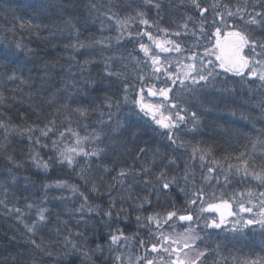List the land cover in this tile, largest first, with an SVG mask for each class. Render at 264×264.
I'll use <instances>...</instances> for the list:
<instances>
[{
    "label": "trees",
    "instance_id": "16d2710c",
    "mask_svg": "<svg viewBox=\"0 0 264 264\" xmlns=\"http://www.w3.org/2000/svg\"><path fill=\"white\" fill-rule=\"evenodd\" d=\"M159 1L161 5L156 18L161 20L162 27L167 22L171 24L166 28L176 25L180 30L182 16L193 12L190 0ZM210 1L217 0H200V3L210 7ZM219 2L223 10L224 5L230 9L245 5V0ZM247 4V12L243 15L253 10V0H247ZM135 8H140L139 12L144 14L151 13L146 3L140 0H0V94L3 96L0 121L12 128H27L34 124L40 128L46 124L54 127L47 137H41L39 144L29 141L27 134L22 136L15 131L6 133L0 127V264H74L73 261L81 260L84 256L81 251L72 249V243L88 252L92 261L100 260L94 264L104 263L102 251H93L100 245L99 241L93 239L95 234L99 235L98 231L101 234L100 222L83 223V220L75 219L76 209H79L75 207L80 205L66 200L58 190L46 187V184H56L61 178L66 180L69 174H74L79 166L78 161L72 164L71 172H68L70 166L66 163L50 162L49 168L44 169L37 167L31 159L36 153L43 160L57 157L60 147L54 148L52 142L61 132L70 129L94 134L103 130L100 143L94 145L106 151L100 157H90L91 161L86 164L87 179L96 183L99 191L103 190L94 196L99 205L94 206L95 212L99 210V213H104L109 209V201L102 195L109 191V186H113L110 197L114 198L116 206L111 209V218L116 220L115 223L123 217L130 220L126 212L131 210L132 205L144 203L145 195L142 193H146L150 184L145 186L142 173L131 174L136 180L130 182L131 191L139 193L131 197L130 191L126 197L128 200H125L126 191L119 188L113 177H117L122 167L139 169L148 166L146 162L154 154L160 165H154L157 171H160L161 157L164 162L170 156L176 157V164L168 169V175L169 178L175 175L183 190L188 184L183 182L182 177L187 166L188 179L194 183L190 186L191 190L199 188V191L205 192L206 184L210 183L211 191L215 190L211 195L214 201L234 205L240 190L251 188L253 191H246L245 194L255 199L254 204L264 205V196L261 195L264 184L251 174L246 176L243 171V161H247L249 173L264 171V132L260 131L264 129V92L250 97L252 103L243 92H239L237 100L232 102L222 100L219 94L210 90L192 91L180 96L177 98L180 101L178 108L187 109L189 122L183 135L174 138L177 141L175 144L157 125L149 124L148 118L137 114V110H123L118 106L123 95H127L125 85L136 84L138 76L136 68L126 62V55H129L126 52H131L130 46L134 40L121 36V27L110 17L118 14L123 19L121 16L126 18L128 13L134 17L137 13L134 12ZM261 10L264 9L255 7V11ZM203 30L200 32L208 35L209 25L203 26ZM248 30L254 35H264L259 29ZM101 40L103 43H98ZM77 41L87 47H65ZM108 57H111L109 71L123 75H106L104 68ZM85 59L92 62L81 71ZM13 72L18 78L8 80ZM88 80L94 83H86ZM73 81L78 87H73ZM53 97L55 101L49 103ZM106 97L110 99L106 100ZM65 104L67 108L63 107ZM109 104L112 106L109 107ZM77 107L87 108V114L81 116L75 112ZM111 111L114 116L109 113ZM192 112L197 114L198 122L193 121ZM117 113L121 116H116ZM52 120L55 121L54 126L49 124ZM118 122L122 127L113 132ZM160 134L165 138H159ZM33 135L39 136L40 133L37 130ZM180 142H183V147L179 146ZM140 148L148 151L137 156ZM156 149L160 150L159 153H156ZM193 149H196L195 153ZM202 153L203 160L200 159ZM8 156H12L17 164L9 161ZM104 166H107V171ZM211 175L208 181H203ZM80 180L83 179L80 177ZM137 182H141L145 188ZM167 192L172 201L168 204L175 205V201L176 212L190 209L187 203L180 204L177 188L171 185ZM138 195L142 196L139 200ZM197 200L191 204L192 208L200 203ZM41 208L47 210V219L43 222H39L37 216ZM144 208L149 211L147 206ZM120 211L126 214L117 216L116 213ZM33 221L38 224L33 232H29ZM257 226H250L243 233L241 230L236 234L223 232L225 234H221V238L214 240L217 243L213 249L211 245V251L206 253L204 264H251L253 260L264 264V226ZM32 240L41 248H36ZM86 264L92 262L86 261Z\"/></svg>",
    "mask_w": 264,
    "mask_h": 264
},
{
    "label": "rangeland",
    "instance_id": "374dc122",
    "mask_svg": "<svg viewBox=\"0 0 264 264\" xmlns=\"http://www.w3.org/2000/svg\"><path fill=\"white\" fill-rule=\"evenodd\" d=\"M140 2L146 3V0H140ZM216 2L217 1L215 2L210 1V7L204 6V7H208L209 10L203 15V18L200 14L199 9H196L191 4L192 5L191 10L193 12H189L188 14L185 13L182 16L183 25L186 23L188 27L184 28L182 25V27L179 30L178 27H176V25L175 27H173L172 25L171 28H166L171 24L167 22H165V27H162L163 25L160 24L161 20L159 18H156L158 9L155 7L157 3L161 5L160 1L152 0V3H146V6H148L151 9V13H147V14L145 13L147 17L146 15H144L143 17L144 19H147L149 21V24L145 25L140 22V17L136 16L137 14L136 12L141 11V9L135 8L134 12L136 14L134 15V17L136 18L129 21L126 27L120 28L121 36H124L125 39L134 40V42L131 43L130 46L131 52L130 53L128 51L126 52V54H129L126 55L127 56L126 62H128L130 65L136 68L135 72L138 76V82L136 84L128 85L127 89L125 88V91L123 90L125 93H127V95L126 94L123 95V99L121 100L122 101L121 105L118 104V106L123 110L132 108L134 112L136 111L135 107L139 106L136 103H134V101L140 100L141 96L143 95V103L145 104L164 105L165 107L161 108V111L163 112L164 116H168L172 112L179 111L181 115L185 116V121L179 122V126L171 130L164 129L160 125H157L153 120H149V124L151 122L152 125H157L161 129V132L166 133L167 137L169 135V132L171 131L173 138H179L183 135L182 133L185 132V130L187 129L186 125L189 122V120H187L189 118V113L179 110L178 107L173 109L171 106L172 104L179 105L180 103V101L178 100L179 97L185 95L187 92H192L193 89L195 92H204V91L206 92L207 90H210L214 94H219L218 96H220L222 100L225 99L228 101L231 100V102L237 100L239 96L238 95L239 92H243L244 94H246L247 100L249 102H251L250 97H253L255 94L259 95L264 92L263 91L264 82H261L257 77L247 75V71L243 76L241 75L225 76V74L221 75L219 69L216 68L215 71L216 73L219 74L215 75L214 79L210 77L208 82L201 81L197 85H193L191 83V80L185 79L184 85H187V87L181 85L180 79L177 78V77L183 78L184 65L195 63L199 67L200 57H204L205 64L207 63L208 60H212L215 63V57L205 56L204 52H205V48H211L215 44L214 40H216V38L213 32H215L214 30L216 29V27H220L221 30L233 28L234 25L236 30H241L242 28L246 27L244 24V20L248 18V14L244 15V20H241L239 17L225 16L224 17L225 24H220L219 23L220 17L216 16L215 12H224L225 9L223 10L220 6L216 8L214 11L211 5H213ZM138 4L140 5V3ZM162 9L164 8L162 7ZM231 10L234 12L236 9H231ZM132 15H133L132 13H128L127 16L131 17ZM121 17L125 19L123 15ZM189 17H191L192 19L189 20L188 19ZM202 19L205 21L203 26L209 25V30H207L208 35L206 36L200 32ZM213 20H216L217 23L213 24ZM249 28L254 30V27H249ZM163 29H167V32L163 31ZM146 33H151L153 39H149ZM175 33H179V35H176ZM171 41H175L176 43L181 45V50L179 52L174 50V45L170 43ZM142 43L148 46V48L150 49V53L148 55H145L144 51L140 48V44ZM157 44H161L162 47H157L156 46ZM162 48H167L169 49V51L165 52L162 50ZM125 50L128 49L125 47ZM247 51L248 50L245 49V54H247ZM257 51H259V49H257ZM194 54L197 57V59L195 60L191 58ZM153 55H158L160 57V63L163 64L165 68H168L174 74L172 76V79L176 80L175 84H172L171 80L168 79L167 75L163 73L154 74V66L152 65V59H151ZM257 59H260V57H257ZM165 61H168L170 63H166ZM194 74L195 73H193V75ZM157 77H159V79H157ZM161 87H167L171 89V91L169 92L168 100H164V98L159 95L156 96L148 95V90L150 88L153 91H157ZM141 89H143V93H141ZM125 96H127V100H125ZM132 97L135 98L132 99ZM134 104L136 105L134 106ZM136 112L138 114V111ZM109 113L112 116H114V113L112 111ZM116 116L119 117L121 116V114L117 113ZM143 117L145 119L148 118L147 115H144ZM157 118H159V116H157ZM144 121L146 122V120ZM89 132L90 131L83 132L72 129H70L69 131H65L63 137L58 136L56 138V147L59 146L60 150H64L67 148H77L78 150L79 147H83L85 151H92L93 149H96V146L98 143H100V140L97 141L92 139V137L95 134L94 132L92 133ZM98 132L102 133L103 135V130ZM159 138H165V136H163V134H160ZM77 140H80L79 146L76 143ZM94 143L97 144L94 145ZM162 143L164 144V142ZM76 160L78 161L79 166L77 167L78 169L75 172L78 171L80 172L81 168H85L86 170H88L86 164H88L91 161L90 157H85L83 154H79L75 156L74 162ZM146 164L148 166H151V173L148 175L147 179L152 180V183L146 189V193H142V192L141 193L147 196L149 203L144 202V203H139L138 205H132L135 208L130 205L131 210L126 212L129 213L130 220H127L124 217L120 218L121 219L120 222L117 221L120 224L115 223L114 221L116 220L114 218L105 216L103 213H99V210L98 212L88 211V207H91V205H93L92 208H94V206H99L96 204V200H94L95 199L94 196L101 191L103 192V190L101 189L98 192L91 191L93 181L92 182L88 181V183H85L84 180H80L81 176L74 172V174L72 173L69 174V177L67 179L65 177L66 180H63L62 178L61 180H59V182L66 184L67 185L66 187H57L56 184L53 185L46 184L47 189L53 188L54 191L58 190V193L62 194V197H64L66 200H69L73 204L80 205V207H75V208H79L76 209L75 219L83 220V223L85 221L87 223L100 222L99 229L101 230V234L98 231L99 235L95 234V238L93 239L99 241L100 243L101 246L100 251H102L104 255L103 264H146V259H153L156 261V264H159L160 256H164L165 260H167V254L162 252L161 247L162 246L169 248L182 247L184 241L181 239V234L184 232L185 228H188L189 226L195 228L199 236L203 238L202 241L196 242L197 245L201 249L207 248L209 251H211V245L213 249L214 245L217 243L214 240L222 237L220 236L221 234H225V233L236 234L238 231L240 230L241 232L246 231V229L251 228L250 226H254L256 224H258L257 227L259 228L263 227L259 223H254V224L246 223V221L248 220H259L261 214V208H262V206H258L257 204H254L255 199H252V197L250 198L248 194H245L246 191L248 192L253 191L251 188L250 190H240L239 194H237L238 195L236 198L237 202L234 203V205H230L229 203H226L227 207H225L224 201H220V200L214 201L215 199L211 198V195L214 194L215 190L211 191L210 183H208L209 185L206 184L207 187L205 192L199 191V188L195 190H191L189 183L186 184L185 187L183 186L184 190L181 191L182 188L180 187V184H178L177 181V183L173 184L172 186L177 188V192L180 194L179 202L180 204L182 203L181 205L187 203L188 205H190L189 210H191L192 207L191 204L189 203L190 200L198 199L197 201H200V203H198L195 207H193L191 212L182 211V210L181 212H176L174 209V206L176 205L175 201H174L175 205H171L172 203L171 204L166 203L171 201V199L168 198V196L166 195V193L168 192L167 190H163L164 191L163 192L155 180V175L159 171H157L154 165L160 166L158 160L155 159V161H153V157H152L149 158ZM73 165L68 167L69 168L68 172H71L70 169L72 168ZM212 171L213 169H211V172ZM86 177H87V171H86ZM127 177H123V178L117 177L116 179L119 188L120 189L123 188L122 191H126V195H124L125 200H128L126 199V197L127 194H129V192L131 191V189L128 188V185H130V182L132 181ZM211 177L212 175L203 181H208V179H210ZM121 179L124 180L123 185L119 182ZM73 185L77 186L79 191L74 192L71 187ZM150 186L151 189L149 191ZM81 192L88 197L87 202H85L83 196L80 195ZM136 192L132 193L131 191V197H135ZM201 192L203 193V195H197L198 193ZM193 193L195 197L193 196ZM110 195H112L111 192L107 191V194L105 196L106 200L108 199L109 201ZM141 195L137 196L138 200L139 198L142 197ZM199 196L201 197V199L199 198ZM241 203H243L246 208H251L252 211L240 212L239 204ZM82 204H84L85 207L81 208ZM142 204L144 206L141 207L140 205ZM208 204L220 205L221 209L220 211H217L215 209H209ZM145 206H147L149 211H147L144 208ZM200 208L205 209V211H203L202 213L199 212ZM229 211L235 213L236 215H228L227 213ZM168 212H176L177 215L190 214L194 217V220L192 222L180 221L179 219H177V215H176L171 220H169L168 223H164V219L167 217ZM221 212H223L225 215V222L221 225V227L215 228V227L205 226V221H207L208 223H211L212 220H216L217 222H219ZM121 213L122 212L120 211L119 213L120 216L126 214V213H122V214ZM156 214H159L158 218L160 219L162 225L159 228H157L156 223L154 221H148L146 219V217L153 216ZM137 216L140 217V221H137L136 219ZM197 216L200 217L198 220L195 219ZM237 221H239V223H237ZM116 229H120L124 233V237H127V239L125 240L124 237H121L120 241L117 244H112L109 239V233L110 232L114 233ZM161 234H163V236L171 237L172 240H177L179 241V243L173 245L170 242H165L163 241ZM241 240H243L242 237ZM141 241H143V243H141ZM152 244L157 245L158 250L156 252H153L151 250ZM184 251H188V249H184ZM181 256H183V253H181ZM173 259H175V255H173Z\"/></svg>",
    "mask_w": 264,
    "mask_h": 264
},
{
    "label": "snow or ice",
    "instance_id": "6c2138e0",
    "mask_svg": "<svg viewBox=\"0 0 264 264\" xmlns=\"http://www.w3.org/2000/svg\"><path fill=\"white\" fill-rule=\"evenodd\" d=\"M146 3H152V0H146ZM190 3L196 8L199 9L201 16L203 18V15L208 11V7H204L201 5L200 0H190ZM259 6L261 9H264V0H253V10L252 12L248 13V18L244 20V13L247 12V0H245V5L243 7L237 6L236 10L233 12L228 5H224V12H215L216 16L220 17V24H225L224 17H239L241 20H244V24L246 27L242 28L241 30H235V25L233 26L232 31H228L224 33V38L223 40L220 39L221 37V28L216 27L214 36L216 38L215 44L211 48H205L204 55L205 56H214L215 57V63L212 60H208L207 63L205 64L204 62V57H200V65L199 67L195 63H190L187 65L183 66V78L177 77L180 79L181 85H184V80L189 79L191 80V83L193 85L199 84L201 81L208 82L209 78H215V75H218L219 73H216L215 69L220 68L223 69L224 72L226 73H235L236 75H241L243 76L245 74V70H247V75L257 77L261 82H264V35H254L253 32L249 31V27H254L255 29H259L261 33H264V10L261 11H255V7ZM93 8H95V5H92ZM157 9L160 8V5L157 3L155 5ZM213 10L215 11L216 8L220 7L219 0H217L216 3L211 5ZM144 13L143 12H137V17H140V22L142 24H149V21L147 19H144ZM111 19H114L120 27H126L129 21L135 19L136 17H126L125 19H120L118 17V14H114ZM189 20L192 18L189 17ZM205 21L202 19L201 20V32H203V24ZM217 23L216 20H213V24ZM23 23L21 24V27H23ZM29 26H32L29 24ZM226 26V25H225ZM184 28H187L188 25L185 23L183 25ZM163 31L167 32V29H163ZM149 37V39H153L151 33H146ZM176 35H179V33H175ZM195 34V33H194ZM139 35V33H138ZM119 40V37H117ZM98 43H103V40L98 41ZM174 45V50L179 52L181 50V45L176 43L175 41H171ZM157 47H162L161 44H157ZM19 47V45H17ZM66 48H85L87 45L84 43H80L77 41L75 44H69L65 45ZM140 48L144 51L145 55H148L150 53V49L148 46L145 44H140ZM245 49H247V54H245ZM259 49V51H257ZM163 51L167 52L169 49L167 48H162ZM257 57H260V59H257ZM192 59H197L195 54L191 57ZM75 59V57H73ZM152 59V65L154 66V74L155 73H163L167 75L168 79L171 80L172 84L176 83V80L172 79V76L174 75L168 68H165L163 64L160 63V57L158 55H153L151 57ZM111 60V57H108L105 59V68L104 71L107 76H121L123 75L122 73L119 72H112L109 71V61ZM92 61L89 59H85L83 61V64L81 66V71L84 70V67L90 64ZM166 63H170L168 61H165ZM193 73H195L193 75ZM206 73V74H205ZM18 77L16 76L15 72H13L11 75L8 76V80H15ZM22 79V78H20ZM143 79V78H141ZM159 79V77H157ZM88 84L94 83L92 80L86 81ZM73 87H78L76 85L75 81L72 82ZM187 87V85H184ZM125 88L127 89V85H125ZM171 91L170 88L167 87H161L157 91H153L151 88L148 90V95L150 96H156L159 95L164 98V100H168L169 97V92ZM194 91V89H193ZM141 93H143V89H141ZM71 96V94H69ZM110 98L106 97V100ZM3 100L2 94H0V101ZM125 100H127V96H125ZM55 101V97L49 100V103H53ZM119 101H117V104ZM134 103H137L140 107V110L144 112L145 115H151L152 120L157 124L160 125L164 129H173L177 128L179 126V122H184L185 121V116L181 115L180 112H172L168 116H164L163 112L161 111V108L165 107L164 105H150V104H145L143 103V95L141 96V99L138 101H134ZM112 105L109 104V107ZM179 105L178 104H172V108L175 109ZM64 108H67L68 105L65 104L63 105ZM59 111V109H57ZM75 112L80 113L81 116H84L87 114L88 109L87 108H82V107H77L74 109ZM181 111L187 112V109H181ZM103 115V113H101ZM191 117L193 118L194 122H198L199 118L195 112L190 113ZM159 116V118H157ZM109 120H111V116H109ZM50 125H55V121H49ZM0 127L4 129L6 133L9 131H15L20 135H25L27 134V139L29 141H34L36 144H39L41 142V137H47L50 132L54 131V127H49V125H45L43 128H40L39 125H32L27 128H12L9 125L4 124L2 121H0ZM122 125L118 122L116 127L112 129L113 132L118 131ZM39 131L40 135L39 136H34L33 133L35 131ZM261 132H264V129L260 130ZM64 133L61 132L60 136L63 137ZM101 133H95V135L92 137L94 140H100ZM87 139V138H84ZM168 139L175 144L177 141L176 139L173 138V135L171 134V131L169 132ZM77 145L79 146L80 140L76 141ZM52 146L55 148L56 147V141L54 140L52 142ZM180 147H183L184 144L183 142H180L179 144ZM106 149L97 147L96 149H93L92 151H85L83 147L77 148H67L64 150H58V155L57 157L53 158L50 157L49 160H43L42 158L39 157V154L36 153L31 157V159L35 162L37 167H41L44 169H48L50 166V162H58V163H67L69 166H71L74 162V158L76 155L83 154L85 157H100L102 153H104ZM148 151L146 148H140L137 156L144 154ZM159 149H156V153H159ZM196 149H193V152L195 153ZM243 156V153L241 154ZM7 159L11 161L13 164H17V162L13 159L12 156H8ZM156 159V154L153 156V161ZM200 159H204V154L200 156ZM176 164V157L170 156L168 157L167 161L164 162L163 157H161V167L160 171L155 175V180L157 184L159 185L160 189L167 190L171 187V185L177 183V177L175 175H172L169 178L168 175V169L171 166H174ZM244 164V174L247 176L251 174L253 178L259 180L262 184H264V171L261 172H252L249 173L248 167H247V161H243ZM19 166V165H17ZM231 167V166H230ZM105 171H107V166H104ZM238 171L240 170L239 168L237 169ZM86 169L81 168V172L79 175L81 176V179L85 181V183H88V179L86 177ZM135 173V175H140L141 173L144 175L145 179L143 180V183L147 187L148 184L152 183V180L147 179L148 175L151 173V166H142L139 169L133 168V167H128V168H120L119 172L117 173V177H127L131 174ZM117 177H113V179H117ZM188 170L186 166V171L184 174L183 179L188 180ZM207 179V177H206ZM122 185L124 183V180L121 179L119 181ZM57 187H66L67 185L62 183V182H57L56 183ZM47 187V186H46ZM73 191H79L77 186H71ZM113 186H109V191H111V188ZM132 185H128V188L131 189ZM91 191L93 192H98L99 188L97 187L96 183H92ZM183 191V189H181ZM81 196H83L84 201L87 202L88 197L84 195V193H80ZM197 195H202L201 193H198ZM262 196H264V193H261ZM129 199L131 197L129 196ZM144 202L149 203L147 196L144 197ZM190 204H195L196 200H190ZM109 204L110 207L108 210L104 211V215L108 217H112L113 212L112 208H115V200L114 198L109 199ZM142 207V205H140ZM29 208L32 207V205H28ZM85 207L84 204L81 205V208ZM225 207H227V204L225 203ZM209 209H215L217 211H220L221 206L217 204H208ZM96 209L92 207H88V211L92 212L95 211ZM122 210V209H121ZM239 210L240 212H251V208H246L243 203L239 204ZM17 212H19V209H16ZM47 210L44 208L39 209L37 212L38 216V221L43 222L47 219L45 216V212ZM205 209L200 208L199 212H203ZM99 214V213H98ZM228 215H236L235 213H232L229 211L227 213ZM116 215H119V212L116 213ZM177 215L176 212H168L167 217L164 219V223H168L169 220H171L173 217ZM159 214L153 215V216H148L146 219L148 221H154L156 223L157 228L161 227V221L158 218ZM200 217L197 216L195 219H199ZM137 221H140V217L137 216ZM180 221H188L192 222L194 220V217L192 215H180L179 216ZM225 222V215L223 212H221L220 215V220L217 222L216 220H212L211 223H208L205 221V226L206 227H215L219 228L221 225ZM239 223V221H237ZM247 224H254V223H259L262 226H264V206L261 208V214H260V219L259 220H248L246 221ZM38 222L33 221L32 227H29V232H33L37 226ZM27 227V226H26ZM79 235H83L82 233H78ZM121 237H124V233L120 229H116L115 232H110L109 233V239L112 244H117ZM161 237L163 241L165 242H170L171 244H177L179 241L177 240H172L171 237L163 236L161 234ZM126 240L127 237H124ZM181 239L184 241L182 247H161V250L163 253L167 254V260H165L164 256H160L159 264H204V260L206 257V253L209 251L207 248L201 249L197 245V241H202V237L199 236V234L196 232L195 228H192L189 226L188 228H185L184 232L181 234ZM31 243L35 245L36 248H41V245L38 244L35 240H32ZM143 243V241H141ZM72 249L81 251V254L84 256L85 260L91 261L92 264H94V261H92V256L88 252H84L80 249L77 248V245L75 243H72ZM184 249H188V251H184ZM101 246L97 245L96 249L93 251H100ZM151 250L153 252H156L157 245L152 244L151 245ZM181 253H183V256H181ZM173 255H175V259H173ZM146 264H156V261L153 259H146ZM251 264H259L258 261L253 260L251 261Z\"/></svg>",
    "mask_w": 264,
    "mask_h": 264
},
{
    "label": "bare ground",
    "instance_id": "6f19581e",
    "mask_svg": "<svg viewBox=\"0 0 264 264\" xmlns=\"http://www.w3.org/2000/svg\"><path fill=\"white\" fill-rule=\"evenodd\" d=\"M230 29H233V28H230ZM236 30V29H235ZM132 98H135V97H132ZM137 100V99H136ZM138 101V100H137ZM137 104V103H136ZM136 104H134V106L136 105ZM138 105V104H137ZM135 109L138 111V113H142V111H140L139 110V106H136L135 107ZM182 177H184V175H182ZM128 178L130 179V180H132V181H135L136 182V180L134 179V177H133V175H129L128 176ZM184 181H186V180H184ZM187 183H189V185L190 186H192L194 183L192 182V181H190V180H187L186 181ZM137 184L139 185V186H141V187H143V184L141 183V182H137ZM142 192V191H141ZM106 194L107 193H104L102 196L104 197V199H105V196H106ZM172 202V201H171ZM167 204H168V202H167ZM103 205L104 206H106L107 204H106V202H104L103 201ZM191 210H192V208H191ZM191 210H187V211H190L191 212ZM187 215V214H186ZM178 216H180V215H177V219H178ZM86 261L87 260H85V258H82L81 260H75V261H73L74 262V264H86ZM100 260H96V261H94V263H97V262H99ZM72 262V261H71ZM72 262V263H73Z\"/></svg>",
    "mask_w": 264,
    "mask_h": 264
},
{
    "label": "flooded vegetation",
    "instance_id": "af4514ba",
    "mask_svg": "<svg viewBox=\"0 0 264 264\" xmlns=\"http://www.w3.org/2000/svg\"><path fill=\"white\" fill-rule=\"evenodd\" d=\"M215 31V30H214ZM213 33H215V32H213ZM223 34H224V30H221V37H220V39L222 40V36H223ZM215 42H216V40H214ZM219 69V71H220V74L221 75H223V74H225V76L226 75H232V76H234V75H236L235 73H226V72H224V70L223 69H220V68H218ZM247 71V70H246ZM245 71V72H246ZM237 76V75H236ZM144 115V114H143Z\"/></svg>",
    "mask_w": 264,
    "mask_h": 264
},
{
    "label": "water",
    "instance_id": "95a60500",
    "mask_svg": "<svg viewBox=\"0 0 264 264\" xmlns=\"http://www.w3.org/2000/svg\"><path fill=\"white\" fill-rule=\"evenodd\" d=\"M232 30H234V29L226 30L224 33L228 32V31H232ZM223 38H224V34H223V36H222V40H223ZM245 71H246V70H245ZM139 110H140V107H139ZM140 111H141V110H140ZM143 113H144V112H143ZM149 117L152 118L151 115H149ZM178 219H179V216H178Z\"/></svg>",
    "mask_w": 264,
    "mask_h": 264
}]
</instances>
